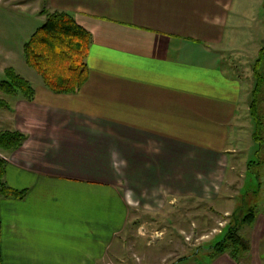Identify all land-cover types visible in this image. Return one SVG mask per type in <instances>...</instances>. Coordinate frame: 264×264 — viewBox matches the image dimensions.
Masks as SVG:
<instances>
[{
    "label": "crops",
    "instance_id": "crops-1",
    "mask_svg": "<svg viewBox=\"0 0 264 264\" xmlns=\"http://www.w3.org/2000/svg\"><path fill=\"white\" fill-rule=\"evenodd\" d=\"M245 2L43 0L91 33L88 77L76 93L52 92L34 77L31 99L10 96L0 108V130L24 135L5 152L4 180L27 190L21 200L0 199L3 264L27 256L54 264L64 246L77 260L71 264H81L83 252L99 259L125 228L129 194L202 196L211 188L222 198L217 189L236 168L227 143L241 127L242 87L225 69L223 48L264 14ZM19 5L25 0H0L2 39L13 20L25 28L23 13L13 14ZM243 235V258L221 253L207 264H264V211Z\"/></svg>",
    "mask_w": 264,
    "mask_h": 264
},
{
    "label": "rangeland",
    "instance_id": "rangeland-1",
    "mask_svg": "<svg viewBox=\"0 0 264 264\" xmlns=\"http://www.w3.org/2000/svg\"><path fill=\"white\" fill-rule=\"evenodd\" d=\"M250 2L248 9L257 12L260 3L251 0H246L243 8ZM42 10L52 11L45 7L43 0H25L24 8L19 5L13 13L14 15L16 11L23 13L25 28L20 26L18 21L13 20L12 25L8 27L7 38L2 39L0 36L3 40L2 49L8 48L7 51H0V64L11 65L32 84L34 77L39 75L24 62L22 45L29 34L43 22L40 16ZM53 10L61 9L53 8ZM259 10L264 13L263 6ZM1 11L12 12L3 8ZM241 31L232 42L226 43L228 46L231 45L229 48H223L225 69L237 76L242 87L238 117V124L241 127L238 131L229 133L227 143V148H234L227 155L229 160L233 158L231 161L236 164V168L230 172L231 165H228V181L226 185L217 189V192L222 194V198L220 199V196L217 198L211 188L202 196L136 197L129 194L131 203L125 228L111 238V243L106 246L105 253L99 259L83 252L85 256L82 257L81 264H207L211 247L223 237L229 225L234 223L233 215L242 213L238 208L248 210L254 206L256 210L264 211V100L260 102L261 124L257 128L246 117L247 99L250 98L254 85L252 60L257 56L264 42V14L255 20L246 21ZM3 79H5L4 68L0 65V81ZM263 94L264 91L260 95ZM7 97L10 96L0 90V98L8 103ZM0 113L4 112L0 110ZM253 130L258 133L260 138L258 141L252 138ZM260 141L262 144L259 143ZM260 144L262 146L258 149ZM249 161L252 163L248 167ZM233 174H237V177L234 178ZM244 177L245 181H243ZM213 183L215 184V181ZM242 187L244 188L240 191ZM259 187L260 191L256 193ZM213 188L215 189L214 185ZM243 200L249 204L246 205L247 202L242 204ZM246 226L241 227L239 231L241 234H244ZM61 248L63 251H59L53 257L54 264H71L72 260L73 263L77 261L74 258L68 259L71 253L68 251L64 255L62 253L65 251V246ZM73 253L77 254V252ZM41 259L44 262L43 256ZM25 264H37V261L27 256Z\"/></svg>",
    "mask_w": 264,
    "mask_h": 264
},
{
    "label": "trees",
    "instance_id": "trees-1",
    "mask_svg": "<svg viewBox=\"0 0 264 264\" xmlns=\"http://www.w3.org/2000/svg\"><path fill=\"white\" fill-rule=\"evenodd\" d=\"M43 22L30 34L23 44L26 64L37 72L46 88L55 93H76L88 77L87 54L92 40L91 33L80 25L71 12L64 10H42ZM254 85L247 99L248 118L257 128L261 124L260 102L264 100V42L257 56L252 60ZM5 79L0 81V90L8 96L20 95L31 99L34 94L32 83L18 73L12 66L4 68ZM5 99L0 98V107H7ZM24 135L17 130H0V152L16 149L22 143ZM253 140L258 141L256 130L252 132ZM261 143V141L259 142ZM262 144V143H261ZM258 149L261 148V145ZM7 160L0 156V199H23L26 189L9 186L5 180ZM252 163H247L248 167ZM241 210V211H240ZM234 216V223L229 225L223 237L212 247L208 261L221 253H227L235 261L245 256L249 249L248 239L239 231L242 226L250 224L255 216L256 207L248 210L239 209ZM0 219V264H3L1 249Z\"/></svg>",
    "mask_w": 264,
    "mask_h": 264
},
{
    "label": "built area",
    "instance_id": "built-area-1",
    "mask_svg": "<svg viewBox=\"0 0 264 264\" xmlns=\"http://www.w3.org/2000/svg\"><path fill=\"white\" fill-rule=\"evenodd\" d=\"M0 156H1L2 158H4V159H7L5 153H3V152H0Z\"/></svg>",
    "mask_w": 264,
    "mask_h": 264
}]
</instances>
